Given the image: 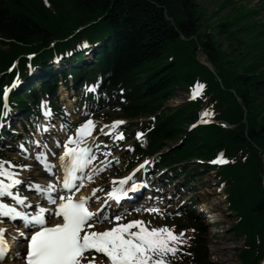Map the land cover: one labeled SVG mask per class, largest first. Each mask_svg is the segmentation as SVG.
Instances as JSON below:
<instances>
[{
	"label": "trees",
	"instance_id": "1",
	"mask_svg": "<svg viewBox=\"0 0 264 264\" xmlns=\"http://www.w3.org/2000/svg\"><path fill=\"white\" fill-rule=\"evenodd\" d=\"M253 14L234 12L209 23L197 0H0V92L18 70L26 77L29 64L47 70L55 53L80 51L102 41L96 63L91 70L74 73L75 82L85 76L98 88L101 101L117 104L124 118H150L139 126L146 135L137 142V159L168 147L157 163H184L188 168L194 160L223 151L227 164L217 168V176L225 182L228 208L237 216L233 230L245 238L238 257L241 264H261L264 31H259L262 25L250 23ZM198 49L213 71L197 60ZM29 54L36 56L29 60ZM15 62L14 73L3 74ZM47 80L41 83L46 98L53 86ZM182 86L204 90L193 103L167 108ZM31 93L30 104L37 96ZM13 97V105L26 107L20 97ZM199 120L212 123L188 131ZM193 226L187 255L178 263L212 264L199 241L202 229Z\"/></svg>",
	"mask_w": 264,
	"mask_h": 264
},
{
	"label": "snow or ice",
	"instance_id": "2",
	"mask_svg": "<svg viewBox=\"0 0 264 264\" xmlns=\"http://www.w3.org/2000/svg\"><path fill=\"white\" fill-rule=\"evenodd\" d=\"M87 90L94 92L96 85L88 87ZM41 107L44 106L41 105ZM4 109L0 116L7 117L11 108L5 104ZM43 115L51 117V110L44 108ZM203 115H209V113L204 112ZM92 127H95L94 121L87 119L77 127L75 134H71L70 123L65 121L61 125V130L66 133L67 138L63 143L60 141L56 143L65 149L59 160L64 170L63 189L68 193H72L73 188L78 190L83 186L82 177L79 174L85 173V169L94 157L92 148L87 146L84 140L86 130ZM37 128L48 132L43 125L38 124ZM140 135L142 134L138 133V136ZM34 143L39 147L38 141ZM95 147L98 148L99 143ZM19 148L27 151L24 144H20ZM5 163L11 165L10 161L0 160V220L6 217L8 220L20 221L17 230L21 228L25 230L20 232V235L24 237L27 248L24 254L16 255L25 260L26 264H172L177 253L183 251L182 246L190 239L185 237V230L176 233L174 226L149 228L140 219L119 223L128 213L120 211L118 207L116 211L106 215L110 207L108 200L100 202L93 212L88 207L89 197L73 199L72 194L61 195L59 191H56V186L51 183L43 188L37 186L33 190L39 192L42 197H46L47 202L53 205L51 210L38 204L28 203L27 197L20 195L14 189L22 183L31 188V184L17 178L19 173L8 171L4 167ZM147 163L148 161H144V164ZM143 166L142 164L141 167ZM12 167L16 166L12 165ZM46 167L51 168V165L46 164ZM3 177L7 178V183ZM84 178L92 179L86 173ZM130 180L131 177H124L118 183L113 181L112 190L106 193L109 199L119 205L122 199L129 198L137 191L139 186L135 182L129 183ZM97 191L93 189L91 194L99 202L100 197L96 196ZM12 202H15V206ZM20 205L31 208L34 214L20 211ZM146 211L161 212L159 208L151 207ZM46 217L49 220L59 217L60 222L49 225ZM112 221L117 223L105 230H95L97 224ZM4 233L5 229L0 228V261H3L6 256L7 244ZM96 254L103 255L97 259Z\"/></svg>",
	"mask_w": 264,
	"mask_h": 264
},
{
	"label": "rangeland",
	"instance_id": "3",
	"mask_svg": "<svg viewBox=\"0 0 264 264\" xmlns=\"http://www.w3.org/2000/svg\"><path fill=\"white\" fill-rule=\"evenodd\" d=\"M201 6L202 11L206 18L210 20L209 23H218L222 18H226L228 15L231 17L234 15V12H247L254 14L251 15L249 21L250 23H258L262 25L263 28L259 29V31H264V0H197ZM215 12L218 14L214 15ZM167 14V13H166ZM168 19H170L168 17ZM208 23V24H209ZM204 32V30H203ZM197 60L207 66L209 68V60L208 57L201 52L200 49L197 50ZM38 73V72H37ZM36 87L40 89L39 81L35 83ZM61 98H65L67 95L64 92ZM26 97V96H25ZM189 90L186 86H182L178 88L175 93V96L167 103V108L176 109L185 105L190 101ZM73 100L67 101L63 104L67 106V108L73 105ZM85 104V102H83ZM76 105L69 108V116L68 121L74 127L79 125L82 121L84 122L86 117L90 118L94 121L95 127L88 128L86 130V134L92 137L88 143L94 142L93 149L100 156L99 163L95 166L94 175L91 176V184L88 186V193H91L93 189H100L102 187L110 186V180L114 177L124 176L130 165L134 162V156H131L128 153V149L132 146L136 138H132L129 142L125 143L122 147L115 144L114 141L109 142L106 139L105 135H108L111 132L120 130L122 125L129 123L128 121L122 119L120 112H99L92 115H85L88 113L87 108H81L76 112L73 110ZM95 112V111H94ZM147 119L139 118L134 120V125L139 124L141 122H145ZM113 122H122L118 124H114ZM55 127V126H53ZM133 131V129H132ZM130 133V132H127ZM36 137L37 133L34 134ZM60 136V135H59ZM106 139V140H105ZM47 141L46 139H44ZM106 141V142H105ZM99 143V147H95V145ZM34 144V142H33ZM109 150V151H108ZM11 154V153H10ZM32 154H35L34 150H29L28 155H24L20 158L24 163L19 164V166H27L29 164V169H25L26 167H22L21 170H24V174L27 177V181L34 180L35 173L39 168L36 165H30L31 163H35ZM12 157H17V155L12 154ZM189 169L197 168L199 172H205L207 169L205 167H196L197 162L194 160L189 164ZM7 170L12 171L11 167L8 165L4 166ZM143 169V168H142ZM39 172V171H38ZM179 172V171H178ZM216 175V172H206L205 175L200 179L194 180V184L188 187V189L195 188L196 191H190L189 193L185 190L181 195L183 197L178 198L174 196L171 198L169 206L166 207L167 199L163 198L162 204L163 206L157 207L161 210L160 213L157 212H148L147 208L139 209L134 212H139L138 214L132 215L135 216V219H140L145 222L146 227H161V226H174V229H177L180 233L181 230L190 231V225L188 224V215L192 210L191 199H194L198 204L197 213L195 217H199L200 223L202 227L205 229V233L199 238V240L206 244L208 249V254L210 257V261L212 264H241L238 255L241 253V250L245 243V238L237 234L234 231V226L237 222V216L228 208V204L226 201V191L224 185L219 184V178ZM46 176V175H45ZM42 176V178H45ZM185 174L178 180L177 182H183ZM174 181V180H173ZM174 183V184H175ZM173 185H170V190L173 188ZM109 188V187H108ZM24 196V193H22ZM179 213V214H177ZM150 221V223H148ZM135 230V229H133ZM184 231V232H185ZM19 246V245H18ZM219 247L228 248L225 252L218 253L215 250Z\"/></svg>",
	"mask_w": 264,
	"mask_h": 264
},
{
	"label": "bare ground",
	"instance_id": "4",
	"mask_svg": "<svg viewBox=\"0 0 264 264\" xmlns=\"http://www.w3.org/2000/svg\"><path fill=\"white\" fill-rule=\"evenodd\" d=\"M35 173V177H34V180H35V182L36 183H40V184H43L44 183V178H42V176H45V175H47L46 173H44V172H42V171H36V172H34ZM82 175H83V173H81V177H82ZM25 177H26V175H25ZM63 177H60V180L62 179ZM59 180V181H60ZM85 196H87L88 197V194L86 195V194H83L82 195V197H85ZM89 199H91V198H89ZM89 201H91V200H89ZM111 205H113V207L115 208L116 207V202L113 200L112 202H111ZM97 227V226H96ZM99 228V227H98ZM106 228H108V227H105L103 230H105ZM7 240V239H6ZM9 244L8 245H11V242H8ZM228 248H226V247H219L218 249H216L215 251L216 252H218V253H221L222 254V252H225V250H227Z\"/></svg>",
	"mask_w": 264,
	"mask_h": 264
}]
</instances>
